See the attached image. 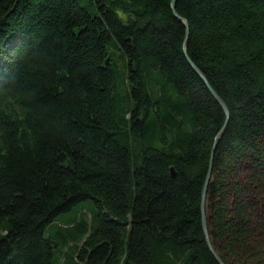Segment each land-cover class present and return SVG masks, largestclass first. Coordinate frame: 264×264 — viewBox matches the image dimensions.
Masks as SVG:
<instances>
[{
  "label": "trees",
  "instance_id": "1",
  "mask_svg": "<svg viewBox=\"0 0 264 264\" xmlns=\"http://www.w3.org/2000/svg\"><path fill=\"white\" fill-rule=\"evenodd\" d=\"M0 0V264H264V0ZM171 168L175 173L172 174Z\"/></svg>",
  "mask_w": 264,
  "mask_h": 264
},
{
  "label": "water",
  "instance_id": "2",
  "mask_svg": "<svg viewBox=\"0 0 264 264\" xmlns=\"http://www.w3.org/2000/svg\"><path fill=\"white\" fill-rule=\"evenodd\" d=\"M175 1L176 0H171V6H172V10L174 12V14L180 18L185 26H186V36H185V55L186 58L188 59L189 63L191 64V66L194 68V70L198 73V75L203 79V81L205 82V84L207 85L208 89L210 90V92L213 94V96L216 98V100L220 103V105L222 106L225 115H226V120L224 122L223 127L219 130V132L216 135L215 138V142L221 137L228 118H229V109L228 106L226 105L225 101L222 99V97L218 94V92L212 87V85L210 84V82L208 81L207 77L204 75V73L202 72V70L192 61V59L188 56L187 52H186V42H187V38H188V34H189V25H188V21L187 19H185L184 17L180 16L176 9H175ZM171 172L172 174L175 173L174 169L171 168ZM211 172H212V158L210 159V163L207 169V173H206V178H205V182H204V187H203V191H202V220H203V228H204V232L206 235V239L208 242L209 247L211 248L212 252L214 253V255L216 256L217 260L219 261L220 264H224L222 258L218 255V253L215 251V249L212 246V242L210 240V236H209V232H208V227H207V216H206V192H207V187L209 184V180L211 177Z\"/></svg>",
  "mask_w": 264,
  "mask_h": 264
}]
</instances>
